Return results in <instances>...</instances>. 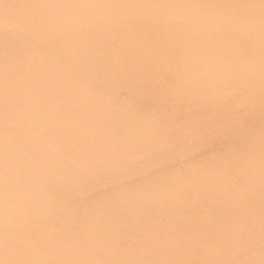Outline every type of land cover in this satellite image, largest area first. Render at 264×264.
Listing matches in <instances>:
<instances>
[{
    "label": "rangeland",
    "instance_id": "obj_1",
    "mask_svg": "<svg viewBox=\"0 0 264 264\" xmlns=\"http://www.w3.org/2000/svg\"><path fill=\"white\" fill-rule=\"evenodd\" d=\"M0 264H264V0H0Z\"/></svg>",
    "mask_w": 264,
    "mask_h": 264
}]
</instances>
